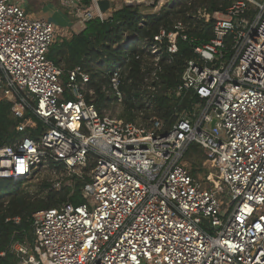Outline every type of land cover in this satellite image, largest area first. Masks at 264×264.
<instances>
[{
    "label": "built area",
    "instance_id": "1",
    "mask_svg": "<svg viewBox=\"0 0 264 264\" xmlns=\"http://www.w3.org/2000/svg\"><path fill=\"white\" fill-rule=\"evenodd\" d=\"M61 1L82 24L108 17L99 0ZM123 2L156 14L173 0ZM228 2L223 11L197 10L204 24L212 21L206 41L178 21L122 45L140 53L147 85L158 83L164 51L176 54L179 39L192 45L171 92L190 99V108L167 126L157 117L101 115L85 101L93 94L89 74L75 67L64 80L48 59L56 25L30 16L26 0H0L1 95L16 116L28 112L43 125L0 147V179L26 181L54 164L90 180L80 190L83 204L32 215L31 243L12 246L17 264H264V0ZM107 69V99L121 106L120 65ZM26 129L35 122L17 130ZM192 145L210 169L202 179L183 163Z\"/></svg>",
    "mask_w": 264,
    "mask_h": 264
},
{
    "label": "trees",
    "instance_id": "2",
    "mask_svg": "<svg viewBox=\"0 0 264 264\" xmlns=\"http://www.w3.org/2000/svg\"><path fill=\"white\" fill-rule=\"evenodd\" d=\"M228 4V0H173L171 6L156 14L143 13L142 5L123 4L102 20L93 18L85 22L78 33L57 38L47 57L63 71L64 80L66 73L75 67L89 74L88 87L93 94L90 96L87 93L85 101L92 102L101 115L110 102L106 95L110 86L107 68L118 63L123 93L118 118L135 122L157 117L170 126L176 113L190 108V99L181 101L171 92L180 82L185 61L193 57L192 45L179 39L176 54L168 56L164 51L159 81L150 84L156 88L153 92L147 91L146 87L150 85L145 82L146 73L141 72V62L135 58L140 53L135 48L125 53L122 45L126 40L141 41L151 39L161 30L171 31L178 21L186 25L189 36L206 41L211 37L212 21L204 24L197 10L205 8L207 12L213 13L223 11ZM64 96L69 98L67 94ZM29 119L35 122L36 129L18 132V127ZM42 130V123L30 113L16 116L12 112V104L3 99L0 92V147L29 134L36 135ZM189 150L197 155L200 152L203 159L198 145H192ZM192 166V175L195 176L198 170L195 169V163ZM88 182L90 180L86 176H73L71 186L63 184L59 189H53L47 184L41 188L45 191L43 195L36 196L22 190V181L0 179V264L18 263L19 259L12 251V246L15 243H31L34 213L65 203L83 204L85 200L80 190ZM14 218H19V222H14Z\"/></svg>",
    "mask_w": 264,
    "mask_h": 264
},
{
    "label": "rangeland",
    "instance_id": "3",
    "mask_svg": "<svg viewBox=\"0 0 264 264\" xmlns=\"http://www.w3.org/2000/svg\"><path fill=\"white\" fill-rule=\"evenodd\" d=\"M18 0H11V2H16ZM27 13L32 15L36 19L46 20L54 23L56 25L57 37H67L71 33H78L79 29L82 28L83 24L75 18V14L71 15V9L65 10L62 5L61 0H26ZM124 4L123 0H114L112 4V9L120 8ZM142 12L146 13V9L142 7ZM69 12V14H68ZM30 15V16H31ZM78 31V32H77ZM111 65H109L110 67ZM107 107L104 110L107 115H110L113 118H118L121 113V106L116 105L113 102L107 103ZM200 151L202 152L201 148ZM202 157L200 152L195 154L194 152L188 150L183 163L186 162V165L193 170L192 164L195 163V169L197 178L202 179L210 169L208 166H203ZM200 170V171H199ZM71 173L67 172L62 165H53L48 168L39 169L34 176L26 181H22L21 188L23 191L27 192L29 195L40 196L45 192L41 188L44 185L60 183L61 185H66L71 180ZM82 176H86L83 174Z\"/></svg>",
    "mask_w": 264,
    "mask_h": 264
},
{
    "label": "water",
    "instance_id": "4",
    "mask_svg": "<svg viewBox=\"0 0 264 264\" xmlns=\"http://www.w3.org/2000/svg\"><path fill=\"white\" fill-rule=\"evenodd\" d=\"M97 6L99 8L100 13L103 14V15H108L111 12V10H112V4H111V1L110 0H99L97 2ZM214 123H215V121H213L211 123V127L214 125ZM202 222H203V224L205 226L208 225V222H207L206 219L205 220H202Z\"/></svg>",
    "mask_w": 264,
    "mask_h": 264
},
{
    "label": "crops",
    "instance_id": "5",
    "mask_svg": "<svg viewBox=\"0 0 264 264\" xmlns=\"http://www.w3.org/2000/svg\"><path fill=\"white\" fill-rule=\"evenodd\" d=\"M26 9H28V7H27V6H26ZM116 9H117V8H114V9H112V10H111V12H112V11H114V10H116ZM28 10H29V9H28ZM111 12H110V13H111ZM110 13H109L107 16H109V15H110ZM30 15H31V14H30ZM31 16H32V15H31ZM32 17H33V16H32ZM82 28H83V26H82ZM82 28H81V29H82ZM81 29H79L78 31H80ZM78 31H77V32H78Z\"/></svg>",
    "mask_w": 264,
    "mask_h": 264
}]
</instances>
